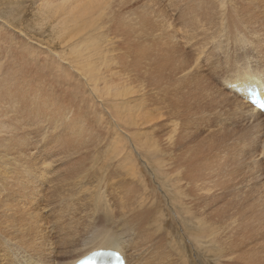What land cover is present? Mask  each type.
I'll use <instances>...</instances> for the list:
<instances>
[{"label": "rangeland", "instance_id": "374dc122", "mask_svg": "<svg viewBox=\"0 0 264 264\" xmlns=\"http://www.w3.org/2000/svg\"><path fill=\"white\" fill-rule=\"evenodd\" d=\"M14 1H16V0H0V77L4 73V71L5 72L6 71H9V72L14 71L10 67V65L18 68V66L14 63L16 61L15 60L16 58H14V52L13 51H18V53L27 51L25 49L26 48L25 45H27V46L33 45V47H36L38 44H40L37 46L39 48H41V46L48 48L47 46L50 45L49 48L51 50H53V51L55 50L56 53L60 52V54H64V51H62L63 50V48H62L63 44L62 43H66V42H63L64 41L63 39H65V41H68V40H70L71 37H73V39L76 41L84 38V43L87 40L90 42L91 45H93L95 47L96 46L102 47L104 51H105V49H109L108 47L113 46L115 43L118 44L119 46L122 45L123 43H125V41L127 42V39L123 38L125 36L123 34H120L118 37L114 36L112 34L113 21L111 20L112 17L115 15L114 14L115 12L117 14L122 13L127 18V21L135 27L137 36L144 38V40H146L148 45H149V42H151L153 44V42H159V41L164 40V37L166 36V35H164L165 31L166 32L171 31V33L174 35V40H175L176 44H178V46L181 49L179 55H182L183 52H186V54H187V56H186L187 65L184 67L183 71H184V74L190 78V81H189V83H187L188 85H186V86H188V91H189V92L187 91V93L190 94V96H189L190 97V105L193 106V109H191V110L194 113L192 114V118L189 119L190 126H189V130H188V128H185L184 126H182L183 120H179V118H181V117H179L177 114H180V112H177L176 109H174V108L172 109L169 107L165 108L166 106L164 107V104H163L164 101L162 100V93L164 90H165L164 92L167 91L166 89L169 87L167 83L165 84V86H163V85L161 86L160 92H158L159 89L157 91L156 89H153V88L151 89L147 86H144V89H143V86L141 84H139V81L137 80L138 79L137 78V71L142 72L141 66H144V64H146V60L149 61L148 56H143V59H145V60L142 59L143 62L145 61L143 65H141L142 62L137 64L138 67H140V68H138L140 70L139 71L134 66V60H133L134 58L133 59L127 58V60L125 58V60L123 62L122 61H119L121 63L117 62L118 61L117 57L120 54H121L120 56H124V54H123L124 52H121V53L117 52V54H116V52H114V53L111 52L110 55H108L107 53L102 52V49L100 48V51L102 53H104V55H106L105 56L106 59L109 56L111 57V59L109 57V59H107V60L108 61L110 60L109 63L112 64V71L111 72L113 74H115L114 77L111 74V72H109V73L112 76H108L107 74H109V73L103 74L101 72L100 76H99V79H101V81H99L100 86L97 88V90H94L93 87H92V89L89 87L90 88L89 89L88 86L86 85L85 81H83V79H81L82 76L86 77V76H88V74L85 76V73L79 74L75 71H72V72H74V75L77 78L76 79L72 78L73 81H71V82H70V78L72 76L68 77L69 79L65 78L66 79V85H63L62 87L58 86L63 91L57 90L60 94H62L65 97H68V99H70V101H71V103H70V101L68 100V103H69L68 104L66 99H63V96L61 98L62 101H59V106L65 107L67 104L66 107L68 109V112H70V114L68 115V118H74L71 116L75 115L78 118V120H83V121L85 120V122L89 123V125H88L89 131H87V135L91 136V138L88 139L86 142H84L82 145L84 150L85 149L86 150L84 151L80 145L78 146V151L82 152V153H79L81 155V157L82 158L86 157L84 162H83L85 165L83 163L79 164L78 158H81L80 155H73V152L71 151V149L75 150V148L73 147L74 142L70 146H67V148H69L67 151L65 149V146L63 145V143L59 141L57 135L61 134L60 133L61 127L59 129L57 128V129L53 130L49 127L48 123H44L45 121H52L51 119H53V118L51 115L47 114L46 116L48 119H46V120L28 119L25 116H23L22 114H19L17 116H13L16 114V111H20L22 109L21 108L22 105H19V103H16V104L14 103L13 105H14V107L15 106L16 107L14 109V107L12 105V107H13L12 110H14V112L12 113L13 114L12 116L17 118L16 119L17 123H19V124H17V127L19 128V132H20V138L18 140H14V141H17V142L19 141L20 144L11 146L12 147L11 149L13 151H11L7 147H3L2 145H0V147L2 146L0 148V150L2 149V151H0V152L3 153V154L0 153V156H2V157H0V162H2V163H0V178L2 179V180L0 179V185H1V187L3 186L2 188L4 189V190L2 189L3 190L2 191L1 187H0V191H1L0 192V201L3 199L4 200L3 203H5V201H6V203L10 204V202L13 200L12 201L13 205H14V202H16L15 203L16 205H18V203L21 204V202H22V204H24L26 202V199H23L21 197V194H20L21 190L19 191L13 185H12V187L14 188L13 189L14 192H12L10 195V196H12V195L13 196L12 197H10V196L6 197L8 195V187H7V184H5V182H4L3 176H6L7 179H9V180H11L13 178L12 184L15 181L21 183L22 189H24V190L26 189L27 191L35 189V187L37 186L36 190L34 191V194H33L34 195L33 197L35 198V205L32 206L34 214L31 215L32 217L31 216L29 217V219H28L29 224L30 223H31V225L33 223L36 224V222L38 221L37 224H40L39 228L41 230L44 229L46 232H48V234L50 233L49 234V236H50L49 241L52 240L50 242L54 246L62 245V243H65V242H71V247H73V246L75 247L76 245H79L80 243L82 244L84 241H88L90 239H91L90 241H92V240L94 241V239L96 238V235H97V231L100 230L99 228H101V227H98V230H97V227H96V230H95V226L93 227V225H91L90 219H88V217H87L88 211L91 208L93 209L94 205L97 209L102 210L104 212L110 211L112 218H114V219L117 218L116 220H118V221L113 223L115 225L116 223L118 224L120 222L119 216L122 212H123V214H125L127 211L126 216L131 215L130 214L131 211L129 210L128 206L131 205L130 208L134 209L135 201H139V199L140 200L141 199H146V200L151 199L149 201H154L155 203L160 204V206L162 208V212H163V214H165V220L168 221L167 225H165V227H164V230L167 233L165 236L167 238V239H165V241H166L165 244L167 247L166 251H165V256L170 255L171 258L170 257L167 258L166 259L167 261L160 259L161 262L159 264H161V263L164 264L165 262L168 264H174V263L175 264H183V263L184 264H204L206 261H207V264H209V263H211V264H228V263H225V261H227V260H228L227 262H229L230 264H232V263L234 264L235 261H234V259H232V257L224 258L225 259V261H224V260H222V257L218 256L219 255L218 252L222 248V240L226 239V238L221 236V235L224 236L223 232H220V234H216L215 242H214V244H212V247H210V249H212L211 252H213L212 254L210 252L211 261L208 258L203 257V256L198 254V252H204V251H205L204 253L207 254V251H208L207 246L208 245L207 246L205 244H202L200 246L198 245L199 248H197L198 246H197L196 240L199 237L198 234H201L203 232L200 231L199 233H196V232H194L195 228L193 229V226H196V224H195V223H197L196 220H198V214L196 213L197 210L195 209V213H196L195 215H194V213L192 214L190 212L192 210H193L192 212H194V208L196 205V204L194 205V202H193L194 198L190 195H187L185 193V191H184V194L183 193L179 194L178 190L172 186V183L170 181H168L167 176L163 175L161 170L157 171L153 168V166L150 164V162L147 159L145 154H147V155L151 154V152H150L151 150L147 149L148 146L146 148V144L147 143L149 144L151 141H155L154 140L155 138H156V140L164 138L166 144L168 143L169 139L172 136L177 135V138H179L182 136V134L187 136L189 138V141H196V140L198 141V140H202V139L205 141L207 140L206 141L207 142L206 147L209 146V148L211 149L210 154L213 152L211 154L212 157H214L215 159H216V157L219 158L218 163H217L219 170L216 173L214 171V168L212 170L214 171L215 176L217 174L216 178L218 179V181L221 180L220 177H222V176L224 177L223 178L224 181L222 180L223 181V183H222L223 189H221L222 192L220 194L223 197L218 196L220 190L215 192L216 193L215 196H217V197H215V200H218L222 205H219V203H217L218 204L217 205L216 201H215L214 210H216L215 212H217V213H224L226 215L221 214L222 217H220V218H222V219H218L217 221L220 222V220L222 221L224 219L226 221L230 220V222H228V224H227V222H225L226 225L228 226L229 223H231L233 225V227H235L236 222H235V220L233 222L232 219L235 216V219L237 221L238 217H236V216L242 210L246 211L249 214L250 213L249 212L250 211L249 206L255 211V213L257 215L261 216V214L264 213V210H262V209H264V206H263L264 205V198H260L261 193H262V197L264 195V193H263L264 192V185H263L264 184V181H263L264 180V112L260 113L263 115L261 118H257L254 116H246V117H244L245 119L243 118L240 121L237 120V122H235V124L238 126H236L233 122L230 121V119H229L230 117H228L229 114L232 113L231 112L232 110H230V108H228L225 104H223V102H224L223 99H225L226 97L224 98L223 97L224 94H222V93H221L222 96H220V93L218 92L219 89L221 90V88L223 86L226 87V85H227L229 88V85H231L230 83L232 82L230 79L235 77L237 72L245 73L246 68H248L247 66H249L251 68H257V67H260L261 65H264V61L262 59H259L257 56L259 53H253L252 50L248 51V49L246 50V53H244V54L242 52H238L239 47H237V43H236L238 36H241L242 34H244V31H246V30L249 31L248 23L244 22V20L247 21L248 16L246 17L245 12L243 13L244 10L242 11V10H240V8L235 9L236 7H238V5L240 7V4H241L240 0H238V1L237 0L236 1L235 0H229L230 2L228 0H215V1L214 0H212V1L211 0H196L195 3H193V4H189V1L186 2L183 0H157L158 3L155 0H150V1L149 0H139V1L138 0H69L68 1V6H69L68 16H66V18L63 17V18L58 20V22L65 23V25L68 26V28L66 29V31L64 33L61 32L60 30H56V33H54V34H51V27H47L44 30L45 33L41 29L42 27H44V25L42 26V24L45 23L42 20L43 17H40L41 12L39 11V8H40L41 1H38L37 4H35L36 3L35 0H24L22 6L18 5ZM151 1H155V3H156V9H155L157 11V16H156V22H157L156 26L157 27H156V29H153V27H152L153 26L152 22L155 20L154 18H151V22H145L144 20L139 19L142 16H138V18L135 17L136 12H140V13L143 12L144 14L149 12L150 11L149 5H150ZM231 1L234 2V4H232ZM244 1L242 3L243 7H245L248 3L249 4L251 3L253 5V2H254L253 6H254V8H256L255 13L256 14L259 13L257 15H259V16L261 15L262 17L261 16L260 17L264 21V11H262V10H264L263 9L264 8V5H263L264 0H256V1H260V2H256L255 0L254 1L253 0H247V2L249 1L248 3L246 1L245 2ZM174 2H175V4H174ZM227 2L229 5L227 4ZM260 3H262V4H260ZM56 5H60V4H56ZM261 5H262V7H261ZM198 6H200V7H198ZM219 6H222L223 9L221 10V8ZM78 7L80 9H83L84 11H86L85 16L79 20L73 19L72 18L73 16L69 15L72 11H74V13H75ZM151 7H153V4H151ZM230 8H231V10H229ZM259 8H260V11H259ZM186 9L189 11L186 12ZM210 9H212V10H210ZM200 10H202V11H200ZM222 11H223V13H222ZM21 12H23V13L21 14ZM235 12H237V13H235ZM238 12H239V14H238ZM216 14H217V16H216ZM235 14H238V15L236 16ZM209 15L212 17H210ZM227 16H228V18H227ZM220 17H222V18H220ZM196 18H197V20H195ZM223 19H224V21H223ZM227 20H228V22L231 23V25H230V23L227 22ZM242 20H243L244 24L242 23ZM197 21H198V23H197ZM202 21H203V23H202ZM235 21H237V22L235 23ZM208 22H209V24H208ZM171 24L173 25L174 30H171V28L169 27ZM85 25L87 26V28L85 27ZM238 27H239V29H238ZM16 28H17V30H16ZM244 28H246V29L244 30ZM76 29L79 30V33H77ZM223 29L225 31L226 30L227 31L225 32V31H223ZM210 31H212V32L210 33ZM213 32L215 35L212 34ZM209 33L211 34V37L209 36ZM216 33H217V35H216ZM57 34H59V36ZM201 35H203V36H201ZM212 35H214L213 39H212V37H213ZM106 36H108V38ZM103 37H106V38H103ZM114 37H116L117 40H112V39H115ZM56 38H57V40H56ZM52 39H54V41H52ZM98 39H99V41H98ZM107 39H108V41H107ZM122 39L125 41H123ZM218 39H219V41H218ZM202 40H203V42H202ZM208 41H210L211 43H207ZM38 42H41V43H38ZM53 42H55V43L57 42V44H60V47H58V48L53 47V45H52V44H54ZM121 42H123V43H121ZM204 42H206V43H204ZM222 43H223V45H225L226 48L222 45ZM157 44L161 45L163 43L161 42V43H157ZM209 44H213L214 47L212 45L210 46ZM214 44L215 45L217 44V45L215 46ZM188 46H190V47H188ZM204 47L206 50L203 49ZM206 47L207 48L209 47L208 48L209 50ZM216 47H219L218 48L219 51L216 49ZM200 48H201V50H200ZM210 48H213V49H210ZM11 50H12V52H11ZM43 51H46V50L43 49ZM199 51H200V53H199ZM214 52L216 55L214 54ZM43 53H45V52H43ZM155 53L159 54L160 50L158 51V49H156ZM27 54L30 56V53H27ZM36 55H38V54H36ZM43 55L45 56V54H43ZM176 55H178V54H176ZM206 55L209 56V58ZM252 55H254L255 57ZM44 56H43V58H44ZM112 56H114V57L112 58ZM115 56H117L116 57L117 60L114 59ZM210 56H211V59H210ZM28 58L30 60L33 59L31 56ZM43 58H40V57L35 58L39 62V63L37 62L38 65L41 66L40 62ZM212 58H213V60H212ZM131 59H132V61H131ZM256 59L258 60V62ZM111 60H112V62L116 61V64L112 63ZM211 60L213 61V63L211 62ZM88 61H90V60L85 59L84 63L85 62L87 63ZM129 61H130V63H129ZM248 61H250V62H248ZM7 62L10 63V65H9L10 68L8 67ZM123 63H124V65H123ZM131 63H133V64H131ZM256 64H257V67H256ZM119 65H120V67H119ZM43 67L46 68L45 66H43ZM8 68H9V70H7ZM84 69H86V68H84ZM185 70H186V72H185ZM69 71H70V73H72L71 70H69ZM115 71L117 74L115 73ZM119 71H120V74H118ZM205 72H206V74H205ZM201 74L205 75V76H203L204 78H202ZM72 75H73V73H72ZM123 75H125V76L123 77ZM101 76H102V78H101ZM105 76L107 79L105 78ZM107 76L109 78L113 77L112 78L113 80L111 78L109 79ZM180 76L181 75L179 73L171 74L172 81H174V83H176L179 80ZM196 77H197V79H196ZM103 78L106 80H104ZM126 78H128V80ZM79 79H80V81H78ZM209 79H211L212 81L211 80H210L211 82L207 81ZM110 80H112V82ZM123 80H126L125 82H128V84H126V86L128 87V90H131V88L134 89L135 87H137L138 89L136 88L133 90L135 92L133 95L130 93L127 97H115V96H119V95L114 96V93L117 94V92H118V90L115 91V89L118 87V86H116V84L120 85L121 82H124ZM200 80H201L202 84L200 83ZM109 81L111 82L110 84L116 82L115 84H113V86H116V88H114V87L110 88L109 87L110 84H108ZM130 81H133V82H131V84H130ZM49 83L50 82H45L43 84V87ZM105 83H107V85H104ZM132 83H133V85H132ZM129 84L132 87L128 86ZM202 85L204 87L201 89ZM207 85H209V86H207ZM213 85H214V87H213ZM43 87L40 86L39 88H43ZM174 87H176V86H174ZM192 87H194V88H192ZM211 87L213 88V90L215 89V91L212 92V89L210 90ZM196 88H199V90L200 89L201 90L197 91L198 89H196ZM177 89L178 88L176 87L175 90H177ZM151 90H153V91H151ZM209 90L211 92H209ZM223 90H226V89H223ZM94 91H95V93H94ZM139 91H141V92H139ZM178 91H179L178 93L182 94V92H184L185 89H178ZM169 92H171V91H169ZM210 93L212 94V96L210 95ZM217 93H218V95H217ZM153 95L156 96V99H155L156 104L155 103L150 104L151 100L154 97ZM176 95L177 94H175V96ZM215 95H217L218 98H216ZM202 96H205L206 98H208L209 96H210L209 98L215 97L213 102L217 103L216 99H218V101H219L218 102L219 104H217L218 106L217 105L215 106L214 105L215 103H213V102H211V105H210V103H207V105H205L204 103H202ZM219 96L222 98H219ZM134 97H136L135 100H134ZM139 97H141V98H139ZM199 97L201 99H199ZM219 99H221V100H219ZM207 100H209V99H207ZM21 101H22V99H21ZM231 102H232V106H233L234 101L232 100ZM220 103H221V105L223 104V106H221V108H219ZM133 104H134V106H133ZM136 105L143 110V113H145V116H148V114H149L148 118L152 122H148V124H142V122H140V123L138 122L139 119L137 118L136 119V125L137 126H135L134 124H133V126H130V125L128 126L126 124L127 121L134 118L133 117L134 116L133 111H134V109H135L134 107ZM213 105H214V107H213ZM17 107H18V109H17ZM215 107L217 108V111H216ZM222 107H224L225 109L228 108L227 111L230 110L231 113L229 111H228L229 113L227 111H224L225 109ZM145 108H147V109H145ZM123 109H125V110H123ZM148 109L150 111L146 112ZM213 109H215V110H213ZM135 110H138V109H135ZM153 110H155L157 112H155ZM220 110H222V111H220ZM196 111L198 112V114ZM21 112H24V111L22 110ZM227 118L229 120H227ZM6 119H9V118H6ZM154 119H155V121H154ZM221 119L222 120L225 119L224 122ZM228 122H230V123H228ZM258 124H259V126H257ZM19 125H21L20 127H22V128H20ZM142 125H143V127H142ZM158 126H162L164 128V130L159 131ZM237 127H238V129H235ZM240 127L241 128L244 127V129L242 128V130H240L241 129ZM142 130H144L143 131L144 133L142 132ZM220 130H221V132H219ZM236 130H237V132H236ZM80 131H82V130L80 129ZM194 131L197 134H195ZM255 131L257 133H255ZM133 132H135V133H133ZM187 132H188V134L186 135ZM190 132H191V134H190ZM24 133H25V135H24ZM240 133H243L244 136H243V134H240ZM246 133L248 136V137L247 136L246 137L249 138L248 140H246L247 138L244 139ZM134 134L135 135L137 134L136 138H135ZM40 136H42V138H40ZM207 137H208V139H207ZM138 138H139V140H137ZM49 140H51V141H49ZM177 140L178 139H176V138H171V142L173 143L172 146H174L175 148L182 147L183 149H190V148H188V146L191 143H185V142L177 143ZM211 140L214 142H212ZM137 141L138 142L140 141L139 142L140 144ZM235 141H237L236 144H234ZM27 142H28V144H27ZM35 142H36V145H35ZM238 142L241 143V144H239V147L237 146ZM260 142H262V143H260ZM214 143H215V146H214ZM144 144H145V146H144ZM249 144H250V146H249ZM33 145L35 147H33ZM226 145H230L232 149L228 148L230 146L226 147ZM233 145H235V146H233ZM88 146H89V148H88ZM57 149H59V151ZM122 149H124V150H122ZM213 149L215 150V152ZM29 150H30V152H29ZM75 151L78 152L77 150H75ZM224 151H226L227 153ZM245 151L249 155L247 153H246L247 154L246 155L244 153ZM15 152H17V153L15 154ZM27 152H29V153H27ZM32 152L35 154L38 153L37 155H39V157H40L39 159L41 161L47 162L46 166L44 164L45 162L43 163L39 159L33 160L32 158H28L27 154H30ZM234 152H235V154H234ZM86 153H88L89 155ZM131 153H133V154H131ZM222 153L223 154L226 153L227 155L226 154L223 155ZM238 153L241 155H239ZM82 154H84V155H82ZM128 154H130L129 156L132 155L133 158L129 159V156H127ZM219 154H220V157H219ZM5 155H7V156H5ZM87 155H88V157H87ZM245 155L247 156V159H249L247 161H250V159L251 160L253 159L254 163L251 161H250V163L249 162L246 163L245 162L246 161ZM22 157H23V159H22ZM4 158H6L7 161H3ZM16 158L18 161L16 160ZM54 158H55V162H54ZM224 158L225 159L228 158L230 161L227 159V162H226L225 160H223ZM132 159H134V160H132ZM19 160H20V162H19ZM58 160H63V161L58 162ZM95 160H96V162H95ZM241 160H242V162H244V164L241 162ZM38 161H39V163H38ZM48 161H49V163H48ZM219 161H220V163H219ZM223 161L227 163V164L225 163L226 167H225ZM23 162H26V164ZM62 162H63V164H62ZM228 162H231V163L229 164ZM55 163L57 164V166L55 165ZM69 163H71V164H69ZM233 163L236 166L238 165L237 169L235 168L234 170H232L233 167H236ZM231 164H232V166L233 165L234 166L232 168H229V167H231ZM20 165H23V166H20ZM47 165H49L50 167ZM60 165H61V167H59ZM78 165H79V169H78ZM17 166H18V168H17ZM30 166H31V168H30ZM169 166H168V168H169ZM221 166H223L224 169ZM244 166H246L245 168L248 171L246 169L242 168ZM1 167H5L6 169L1 170ZM65 167H66V169H65ZM71 167L74 169H71ZM81 167H83V169ZM15 168H16V170H15ZM39 168H40V170L45 169L43 171V175L46 176V174H47V176H46L47 180H48L47 182H45L40 177V174H42V173L36 171L37 169L39 170ZM49 168H51V170ZM249 168H251L252 170ZM30 169L31 170L33 169V172ZM59 170H61V171H59ZM74 170H76L77 172L74 173L73 172ZM231 170H232V172L233 171L234 172L232 173ZM241 170H242V172H244V174L241 172ZM249 170H251V171H249ZM34 171H36V172H34ZM53 171H54V173H53ZM226 171L227 172L230 171L229 174ZM79 172H81V173H79ZM167 172H168V174H170L169 171H167ZM238 173H239V177H238ZM52 174H54V175H52ZM76 174H77V177L74 176ZM59 175H61V176H59ZM232 175H234V176H232ZM53 176L55 178V182L57 181L56 183L53 182L54 181V178H52ZM235 176H237V177H235ZM236 178L240 180L239 181L240 183L242 181L241 179H243V182L245 181L246 185L247 186L249 185V186L247 187L245 184H243V182L241 183V185H239L240 183L238 182V180L236 181ZM49 179H51V180H49ZM165 179H167V180H165ZM217 179H215V180H217ZM256 180H258L262 184H259ZM49 181L50 182L52 181L51 184H52L53 189L52 188L50 189L51 186L50 187L48 186L50 184ZM44 183L45 184L49 183V184L47 186L39 187L41 184H44ZM62 183H64L65 185H68V186H65ZM53 184H54V186H53ZM79 184H81V185L79 186ZM233 184L235 186L232 187ZM55 186H57V187L61 186V187L57 188ZM63 186H64V189H63ZM75 186H77V187H75ZM88 186H90V188ZM238 186H241L242 190H240V188ZM47 188L50 189L49 192L47 191ZM61 188L63 189L64 193L62 192ZM65 189H67V191ZM70 189H71V192H70ZM129 189H131V191ZM216 189H217V186H216ZM232 189H234L235 191ZM245 189H246V191H245ZM249 189H252V190H249ZM122 190H123V192H122ZM224 191H225V193L223 195ZM231 191H234V193H232ZM32 192H33V190H32ZM52 192H54V193H52ZM86 192H87V194H86ZM254 192H256V193H254ZM258 192L259 193L261 192L260 195ZM59 193H61V194H59ZM1 194H3V195H1ZM46 194H47V196H46ZM228 194H229V196L227 197ZM232 194L233 195L235 194V196H233ZM236 194H240L241 196L240 195L236 196ZM254 194H256V195H254ZM145 195H147V196H145ZM2 196H4V197H2ZM184 196H186V197H184ZM99 197H100V199H99ZM6 198H9V199H6ZM78 198L81 200H79ZM180 198H182V199H180ZM53 199H54V201H53ZM92 199H93V201H92ZM50 200H52L53 202H51ZM85 200H87V201L85 202ZM245 200H247V202ZM115 201H117V202H115ZM256 201H258V202H256ZM259 201H260V204H259ZM46 202H48V203H46ZM222 202L223 203L225 202L224 203L225 205ZM232 202L235 205H233ZM261 202H263V203H261ZM99 203H101V204H99ZM48 204H50V205H48ZM215 204L217 206H215ZM13 205H11V206H13ZM86 205H88V206H86ZM119 205H124L125 207H122ZM218 206H220L219 209H218ZM227 207H229V208H227ZM121 208H123L124 210L121 211ZM221 208H225L226 210L223 211L224 209L221 210ZM94 209H93V211H94ZM232 209L234 212L232 211ZM4 210H6V212L12 211L11 209L7 210L6 208H4ZM111 210H114V212ZM259 210H262V211H259ZM221 211H223V212H221ZM229 211H231V212H229ZM37 212H38V214H37ZM59 212H60V214H59ZM84 212H86V213H84ZM115 212L118 216H116L114 214ZM181 212L187 215L186 218H185V215L182 214ZM226 212H229L228 215ZM0 213H1V211H0ZM188 213L189 214L191 213L190 215L191 216L194 215V217L197 219L195 220L194 218H192L193 217L192 216V217H190L191 220H189V214ZM231 213H232L231 216H233V218H231L229 216V214H231ZM235 213H237V214L234 215ZM113 216H116V218ZM223 216H226V217L228 216V220L226 218H223ZM6 218L7 219H4L5 221H3V222H6L5 224L3 222H1V220H0V225L2 223V226H0V232L3 229V232L0 233V255L3 252L9 253L8 248H12L16 245L15 243L21 242L22 235L25 234L22 230L23 224L21 226L17 225L20 223V222L18 223L19 220H17L14 223V224L17 223L16 225L11 223V225H12L11 226L10 220L8 219V217H6ZM90 218H91V216H90ZM181 218L187 219L188 221H186V220L184 221V219L182 220ZM87 219H88V221H87ZM117 224H116V227H117ZM4 225H6V226H4ZM219 225H223V224L220 223V224L216 225V228H219ZM226 225L225 226L223 225V228H221V229H226ZM20 227H22V228L20 229ZM70 227L74 228V229H71ZM116 227L115 228L110 227V229H114V231H115ZM14 228H16V230ZM85 229H87V231H85ZM17 230L18 231L20 230L22 232V234L20 231L18 232ZM69 230H71V231H69ZM228 230H229V233H228ZM4 231L8 232V235ZM88 231H92V232L90 233ZM225 231L228 234H232V233L236 232V231L232 232V229H227ZM9 232H11L12 235ZM17 232H18V235L21 236V238L19 236H18V238L14 237V236H17ZM86 232H87V235H86ZM2 233H4V235ZM89 234L90 235L93 234V236H89ZM1 235H3V236H1ZM5 235H7V237ZM197 235H198V237L196 239ZM217 235H218L219 241L216 239ZM87 236H89V237H87ZM2 237H4L3 240L1 239ZM12 237H13V239H12ZM75 239H77V240H75ZM4 240H5V242H4ZM22 242H24V239L22 240ZM203 245H205V246H203ZM174 246L175 247L177 246L180 249V255L177 257L172 256V254L174 255V252L172 250V248ZM166 252H168L170 254L168 255V253H166ZM216 253H217V256H216ZM214 255H215V257H214ZM158 260L157 261L155 260V264H158ZM168 260H170V261H168ZM177 261L179 263H177ZM0 262H2V261L0 260ZM150 264H154V262L150 263Z\"/></svg>", "mask_w": 264, "mask_h": 264}, {"label": "bare ground", "instance_id": "6f19581e", "mask_svg": "<svg viewBox=\"0 0 264 264\" xmlns=\"http://www.w3.org/2000/svg\"><path fill=\"white\" fill-rule=\"evenodd\" d=\"M37 4L38 1H41L40 3V8L39 11L40 13V17H43L42 20L45 22L44 24H42V26L44 25V27H42V31H44L47 27H51V34L56 33V30H60L61 32H65L66 29L68 28V26L65 25V23L62 22H58L59 19L68 16V1L69 0H35ZM139 1V0H138ZM150 1V0H149ZM157 2V0H155ZM155 1H151L149 8L150 11L147 13H140V12H136L135 13V17L138 18V16H142L139 19L144 20L145 22H151V18H154L155 20L152 22L153 24V29H156V16H157V11L156 9V3ZM183 1H189V4H193L195 3L196 0H183ZM212 1V0H211ZM215 1V0H214ZM229 1V0H228ZM236 1V0H235ZM238 1V0H237ZM244 0H240L241 4L240 7L238 5V7H236L235 9H239L240 10H244L243 13L245 12L246 17L248 16L247 22L248 23V28L249 31L246 30L244 31V34H242L241 36H238L237 39V47L238 48V52H242L243 54L246 53V50H252L253 53H259L257 56L259 59H262L264 61V21L261 19V17L257 14L259 13H255L256 8H254V2L253 5L247 2V0H245L248 4L243 7L242 3ZM244 1V2H245ZM254 1V0H253ZM256 1V0H255ZM16 2L18 5L22 6L24 0H16L14 1ZM173 2V1H172ZM198 2V1H197ZM206 2V1H205ZM224 2V1H223ZM230 2V1H229ZM232 2V1H231ZM256 2H260V1H256ZM255 2V3H256ZM149 3V2H148ZM158 3V2H157ZM177 3V2H176ZM181 3V2H180ZM184 3V2H183ZM204 3V2H203ZM208 3V2H207ZM238 3V2H237ZM263 3V2H262ZM260 3V4H262ZM56 4H60V5H56ZM146 4V3H145ZM151 4H153V7H151ZM175 4V2H174ZM197 4V3H196ZM216 4V3H215ZM214 4V5H215ZM228 4V2H227ZM232 4H234V2H232ZM258 4V3H257ZM178 5V4H177ZM195 5V4H194ZM202 5V4H201ZM210 5V4H209ZM229 5V4H228ZM259 5V4H258ZM257 5V6H258ZM264 5V4H263ZM184 6V5H183ZM193 6V5H192ZM226 6V5H225ZM237 6V5H236ZM148 7V6H147ZM197 7V6H196ZM195 7V8H196ZM200 7V6H198ZM209 7V6H208ZM221 8V10L223 9L222 6H219ZM262 7V5H261ZM260 7V8H261ZM189 8V7H188ZM187 8V9H188ZM192 8V7H191ZM194 8V7H193ZM212 8V7H211ZM228 8V7H227ZM232 8V7H231ZM231 8L229 10H231ZM259 8V11H260ZM180 9V8H179ZM186 9V12L189 11ZM190 9V8H189ZM213 9V8H212ZM210 9V10H212ZM264 9V8H263ZM44 10V11H43ZM214 10V9H213ZM219 10V9H218ZM225 10V9H224ZM228 10V11H229ZM262 10V9H261ZM184 11V10H183ZM202 11V10H200ZM208 11V10H207ZM216 11V10H215ZM239 11V10H238ZM241 11V12H242ZM264 11V10H262ZM86 11H84L83 9H80L79 7L77 8L76 12L74 13V11H72L69 15L73 16V19H81L85 16ZM194 12V11H193ZM211 12V11H210ZM221 12V11H220ZM23 12H21L22 14ZM192 13V12H191ZM223 13V11H222ZM234 13V12H233ZM237 13V12H235ZM115 15L112 17V21H113V27H112V34L114 36H119L120 34L125 35L123 38L127 39V42L125 40V43H123L122 45H118V44H114L113 46L108 47L109 49H105V51L103 50L102 47L100 46H93L90 44L89 41L86 40V42L84 43V38L83 39H79V40H74L73 37L70 38V40L65 41V39H63V42L66 43H62L63 44V50L64 54H60L56 53L55 50H51L49 48V46L46 47H42L39 48L37 47H33V45H25L26 46V50L24 52L18 53V51H13L14 52V58H16L15 60V64L18 66V68H15L10 65L9 62H7L8 67L10 65V67L14 70L12 71H4V73L1 75L0 77V145H2L3 147H7L9 148L11 151H13L11 148V146L13 145H18L20 144V142L18 141H14V140H18L20 138V132H19V128L17 127V118L13 117V116H17L19 114H22L23 116H25L28 119H38V120H46L47 118V114L51 115L52 121H45L44 123H48L49 127L51 129H59L60 127V133L58 136V139L60 142L63 143V145L65 146V149L68 151L69 148H67V146H70L73 142V147L75 148V150L78 151V146L80 145L82 147L83 143L86 142L88 139L91 138V136L87 135V131H89V123L85 122V120H78V118L73 115L71 117L74 118H68V115L70 114V112H68L67 109V104L65 107L63 106H59V101H62V94H60L58 91H63L62 89H60L58 86H63L66 85V79L70 78V82L73 81L72 78H77L74 75L75 71L79 74L81 73H85V76L88 74V76L84 77L82 76L81 79H83V81H85L86 85L88 86V88L90 87L94 90H97V88L100 86V82L101 79H99L100 73L102 72L103 74H107L109 72L112 71V64L109 63V61L107 59H109V57L106 59L104 55L105 52L108 55H110V53H114L116 52H124V56H115V60L118 59L117 62L119 61H124L125 58L127 60V58H134V66L138 69L140 67H138L137 64L141 63V65L144 64V62L142 61L143 56H148L149 61L146 60V64H144V66H141V70L142 72H138L137 71V80L139 81V84H141L143 86H147L149 88H153L156 89L158 92L161 91V86H165V84H168V88L166 89L167 91L162 93V100L164 101V107L167 108H174L176 109L177 112H180V114H177L179 117V120H183L182 122V126H184L185 128H188L189 130V126H190V122L189 119L192 118V114L194 112H192L191 109H193V106L190 105V94L187 93L188 91V85L187 83H189L190 78L184 74V67L187 65V54L186 52H183L182 55H179L180 53V47L178 46V44H176L175 40H174V35L170 32H166V35L164 37V40L159 41V42H153V44L151 42L148 43L146 42V40H144V38L137 36L136 34V29L135 27L130 24L127 21V18L124 16V14L122 13H114ZM226 14V13H225ZM239 14V12H238ZM238 14H235L236 16ZM241 14V13H240ZM263 14V13H262ZM197 15V14H196ZM230 15V14H229ZM228 15V16H229ZM232 15V14H231ZM234 15V16H235ZM242 15V14H241ZM199 16V15H198ZM210 16V15H209ZM208 16V17H209ZM217 16V14H216ZM223 16V15H222ZM226 16V15H225ZM227 16V18H228ZM2 17V16H1ZM159 17V16H158ZM212 17V16H210ZM224 17V16H223ZM243 17V16H242ZM198 18V17H197ZM197 18L195 20H197ZM222 18V17H220ZM232 18V17H231ZM230 18V19H231ZM239 18V17H238ZM244 18V17H243ZM2 19V18H1ZM206 19V18H205ZM214 19V18H213ZM212 20V19H211ZM226 20V19H225ZM242 20V23H243ZM161 21V20H160ZM204 21V20H203ZM202 21V23H203ZM209 21V20H208ZM224 21V19H223ZM231 21V20H230ZM171 22V21H170ZM185 22V21H184ZM196 22V21H195ZM228 22V20H227ZM237 21H235L236 23ZM239 22V21H238ZM198 23V21H197ZM200 23V22H199ZM230 23V22H228ZM241 23V22H240ZM170 24V23H169ZM190 24V23H189ZM192 24V23H191ZM209 24V22H208ZM226 24V23H225ZM244 24V23H243ZM231 25V23H230ZM241 25V24H240ZM203 26V25H202ZM229 26V25H228ZM85 27L87 28V26L85 25ZM171 28V30L173 29V25L171 24L169 26ZM187 27V26H186ZM244 27V26H243ZM85 28V29H86ZM190 28V27H189ZM188 28V29H189ZM210 28V27H209ZM220 28V27H219ZM230 28V27H229ZM228 28V29H229ZM242 28V27H241ZM49 29V28H48ZM233 29V28H232ZM239 29V27H238ZM246 28H244L245 30ZM17 30V28H16ZM77 33H79V30L76 29ZM216 31V30H215ZM223 31H225L223 29ZM227 31V30H226ZM225 31V32H226ZM60 32V33H61ZM212 31H210L211 33ZM45 33V31H44ZM62 33V34H63ZM208 33V32H207ZM209 33V36L211 37V34ZM240 33V32H239ZM214 34V32L212 33ZM221 34V33H220ZM19 35V34H18ZM59 36V34H57ZM71 35V34H70ZM189 35V34H188ZM215 35V34H214ZM214 35H212V39L214 38ZM217 35V33H216ZM222 35V34H221ZM232 35V34H231ZM237 35V34H236ZM203 36V35H201ZM200 36V37H201ZM207 36V35H206ZM108 38V36H106ZM103 37V38H106ZM121 37V36H120ZM218 37V36H217ZM227 37V36H226ZM236 37V36H235ZM115 39L112 40H117L116 37H114ZM122 38V37H121ZM216 38V37H215ZM233 38V37H232ZM88 39V38H87ZM199 39V38H198ZM202 39V38H201ZM200 39V40H201ZM221 39V38H220ZM235 39V38H234ZM28 40V39H27ZM57 40V38H56ZM55 40V41H56ZM97 40V39H96ZM223 40V39H222ZM233 40V39H232ZM50 41V40H49ZM52 41H54V39H52ZM91 41V40H90ZM99 41V39H98ZM108 41V39H107ZM145 41V42H144ZM150 41V40H149ZM189 41V40H188ZM206 41V40H205ZM212 41V40H211ZM219 41V39H218ZM163 43V44H157V43ZM203 42V40H202ZM222 42V41H221ZM233 42V41H232ZM41 43V42H38ZM50 43V42H49ZM54 44L53 47L58 48L60 47V44H57V42H53ZM92 43V42H91ZM103 43V42H102ZM112 43V42H111ZM191 43V42H190ZM206 43V42H204ZM207 43H211L210 41H208ZM215 43V42H214ZM217 43V42H216ZM51 44V43H50ZM61 44V45H62ZM101 44V43H100ZM99 44V45H100ZM200 44V43H199ZM229 44V43H228ZM233 44V43H232ZM42 45V44H41ZM202 45V44H201ZM210 46L213 44H209ZM215 45V44H214ZM217 45V44H216ZM215 45V46H216ZM223 45V43H222ZM235 45V44H234ZM35 46V45H34ZM45 46V45H44ZM198 46V45H197ZM225 47V45H223ZM190 47V46H188ZM201 47V46H200ZM214 47V46H213ZM233 47V46H232ZM24 48V47H23ZM61 48V49H62ZM100 48L102 49V52L100 51ZM202 48V47H201ZM200 48V50H201ZM207 48V47H206ZM209 48V47H208ZM207 48V49H208ZM219 47H216V49L219 51L218 49ZM226 48V47H225ZM228 48V47H227ZM43 49H45L46 51H43ZM156 49H158V51L160 50V53L157 54L155 53ZM199 49V48H198ZM204 50L205 47L203 48ZM213 49V48H210ZM215 49V50H216ZM223 49V48H222ZM3 50V49H2ZM17 50V49H16ZM209 50V49H208ZM216 50V51H217ZM4 51V50H3ZM7 51V50H6ZM59 51V50H58ZM211 51V50H210ZM215 51V52H216ZM227 51V50H226ZM12 52V50H11ZM20 52V51H19ZM38 52V53H37ZM45 52V53H43ZM203 52V51H202ZM205 52V51H204ZM207 52V51H206ZM212 52V51H211ZM210 52V53H211ZM214 52V54H215ZM228 52V51H227ZM10 53V52H9ZM27 53H30V56L33 58L32 60H30L28 57H30ZM200 53V51H199ZM251 53V52H250ZM38 54V55H36ZM45 54V56L43 55ZM115 54V55H116ZM178 54V55H176ZM203 54V53H202ZM208 54V53H207ZM96 55V56H95ZM216 55V54H215ZM239 55V54H238ZM6 56V55H5ZM44 56V58H43ZM99 56V57H98ZM207 56V55H206ZM212 56V55H211ZM210 56V59H211ZM240 56V55H239ZM254 56V55H252ZM36 57H40L43 58L40 62L41 66L37 64V60L35 59ZM114 56H112L113 58ZM117 57V59H116ZM202 57V56H201ZM209 58V56H207ZM213 57V56H212ZM241 57V56H240ZM255 57V56H254ZM94 58V59H93ZM214 58V57H213ZM212 58V60H213ZM85 59H89L90 61H88L87 63L85 61ZM93 59V60H92ZM111 59V57H110ZM131 59V61H132ZM191 59V58H190ZM240 59V58H239ZM113 60V59H112ZM111 60V62H112ZM145 60V59H143ZM211 60V62L213 63V61ZM257 60V59H256ZM8 61V60H7ZM140 61V62H139ZM253 61V60H252ZM136 62V63H135ZM250 62V61H248ZM254 62V61H253ZM258 62V60H257ZM39 63V62H38ZM112 63L116 64V61H113ZM121 63V62H119ZM130 63V61H129ZM245 63V62H244ZM83 64V65H82ZM118 64V63H117ZM133 64V63H131ZM193 64V63H192ZM249 64V63H248ZM253 64V63H252ZM259 64V63H258ZM45 66L46 68H44L43 66ZM121 65V64H120ZM119 65V67H120ZM124 65V63H123ZM208 65V64H207ZM226 65V64H225ZM261 65V64H260ZM67 66V67H66ZM116 66V65H115ZM127 66V65H126ZM228 66V65H227ZM2 67V66H1ZM9 67V68H10ZM51 67V68H50ZM123 67V66H122ZM192 67V66H191ZM219 67V66H218ZM248 68H246V72L245 73H241V72H237L235 77L231 78L230 80L232 81L228 86L226 85L223 86V90L221 88V90L219 89V93L220 96H222V94H224V102L223 104H225L228 108H230V110H232L230 112V110H228L231 114H229L228 117H230V121L233 122L235 124V122L242 120L244 117L246 116H254L257 118H261L263 115L260 114L262 113L261 110H258L255 108V105L248 100L247 96L248 93L247 91L249 89L253 90L255 87L259 88L258 90L260 93V96H262V98L264 99V65H261L260 67H256L257 68H251L249 66H247ZM9 68L7 70H9ZM86 68V69H84ZM127 68V67H126ZM133 68V67H132ZM193 68V67H192ZM45 69V70H44ZM47 69V70H46ZM122 69V68H121ZM124 69V68H123ZM190 69V68H189ZM201 69V68H200ZM11 70V69H10ZM73 73H70V71ZM115 70V69H114ZM139 70V69H138ZM118 71V70H117ZM136 71V70H135ZM140 71V70H139ZM203 71V70H202ZM205 71V70H204ZM123 72V71H122ZM186 72V70H185ZM191 72V71H190ZM197 72V71H196ZM93 73V74H92ZM116 73V71H115ZM179 73L181 76L179 78V80L174 83V81H172V77L171 74H177ZM208 73V72H207ZM110 74V73H109ZM108 76H112L114 77L115 74H113L111 72V74ZM117 74V73H116ZM120 74V71L119 73ZM204 74V73H203ZM206 74V72H205ZM70 75V76H69ZM95 75V76H94ZM202 75V74H201ZM107 76V77H108ZM125 75H123L124 77ZM134 76V75H133ZM191 76V75H190ZM194 76V75H193ZM202 75V78H204ZM80 77V76H79ZM88 77V78H87ZM113 77H110L111 79ZM117 77V76H116ZM128 77V76H127ZM135 77V76H134ZM133 77V78H134ZM195 77V76H194ZM102 78V76H101ZM106 78V76H105ZM109 78V77H108ZM109 78V79H110ZM118 78V77H117ZM104 79V78H103ZM107 79V78H106ZM104 79V80H106ZM123 79V78H122ZM128 80V78H126ZM197 79V77H196ZM113 80V79H112ZM112 80H110L112 82ZM131 80V79H130ZM211 79L207 80L209 82ZM80 81V79L78 80ZM108 82V84H110L111 82ZM118 81V80H117ZM124 82H119L120 85L116 84V86H118L116 88V86H113L112 83L110 84V88H116V90H118L117 94L114 93L115 95H119V96H115V97H127L130 93L133 95L135 92L133 91L134 89H136L137 87H135L134 89L131 88V90H128V87L126 86V84H128V82H125L126 80H123ZM238 81V82H237ZM45 82H50L49 84L45 85L43 87V84ZM133 81H130V84ZM77 83V82H76ZM118 83V82H117ZM201 83V80H200ZM199 83V84H200ZM81 84V83H80ZM130 84L128 86H130ZM202 84V83H201ZM205 84V83H204ZM203 84V85H204ZM208 84V83H207ZM213 84V83H212ZM71 85V84H70ZM104 85H107V83H105ZM133 85V83H132ZM198 85V84H197ZM202 85L201 89L204 87ZM40 86H42L43 88H39ZM69 86V85H68ZM67 86V87H68ZM120 86V87H119ZM176 86L178 89H185L184 92L178 93V89H176ZM201 86V85H200ZM199 86V87H200ZM209 86V85H207ZM212 86V85H211ZM2 87V88H1ZM65 87V86H64ZM80 87V86H79ZM132 87V86H130ZM206 87V86H205ZM214 87V85H213ZM39 88V89H38ZM46 88V89H45ZM78 88V87H77ZM89 88V89H90ZM194 88V87H192ZM209 88V87H208ZM105 89V88H104ZM130 89V88H129ZM138 89V88H137ZM148 89V88H147ZM197 91H200L199 88ZM212 89V92L215 91V89L213 90V88L211 87L210 90ZM228 89V90H227ZM58 90V91H57ZM112 90V89H111ZM142 90V89H141ZM149 90V89H148ZM209 90V92H211ZM99 91V90H98ZM106 91V90H105ZM144 91V90H143ZM153 91V90H151ZM150 91V92H151ZM171 91V92H169ZM195 91V90H194ZM114 92V91H113ZM141 92V91H139ZM189 92V91H188ZM95 93V91H94ZM205 93V92H204ZM222 93V94H221ZM105 94V93H104ZM160 94V93H159ZM175 94H177L175 96ZM206 94V93H205ZM150 95V94H149ZM173 95V96H172ZM181 95V96H180ZM210 95L212 96V94L210 93ZM218 95V93H217ZM216 96V98H218ZM93 96V95H92ZM106 96V95H105ZM153 99L151 100L150 104L155 103V99L156 96L153 95ZM193 96V95H192ZM195 96V95H194ZM219 98H222L220 97ZM35 97V98H34ZM133 97V96H132ZM210 97V96H209ZM206 98L205 96H202V103H204L205 105H207V103H210L214 101V98ZM70 98V97H69ZM99 98V97H98ZM129 98V97H128ZM136 97H134L135 100ZM141 98V97H139ZM150 98V97H149ZM22 99V101H21ZM61 99V100H60ZM63 99H66L67 103L68 100L70 101V99H68V97L63 96ZM185 99V100H184ZM199 99H201L199 97ZM209 99V100H207ZM234 101L233 106H232V100ZM129 100V99H128ZM197 100V99H196ZM217 103H215L214 105L216 106L217 104H219L218 99ZM215 100V101H216ZM221 100V99H219ZM231 100V101H230ZM195 101V100H194ZM110 102V101H109ZM140 102V101H139ZM143 102V101H142ZM221 102V101H220ZM19 103V105L21 106V110L20 111H16V114L13 115L12 113L14 112V110H12V108L14 107L13 104ZM21 103V104H20ZM71 103V101H70ZM107 103V102H106ZM69 104V103H68ZM131 104V103H130ZM141 104V103H140ZM148 104V103H147ZM156 104V103H155ZM197 104V103H196ZM223 104L220 106L219 108H221V106H223ZM13 105V107H12ZM142 105V104H141ZM145 105V104H144ZM213 105V107H214ZM224 105V106H225ZM231 105V106H230ZM131 106V105H130ZM134 106V104H133ZM140 106V105H139ZM155 106V105H154ZM218 106V105H217ZM16 107V106H15ZM14 107V109H15ZM19 107V106H18ZM17 107V109H18ZM127 107V106H126ZM149 107V106H148ZM135 110L133 111L134 113V118L130 119L129 121L126 122V124L129 126H133V124L135 126L136 125V119L138 118V122H142V124H148V122H152L151 120H149L148 116H145V113H143V110L138 107L137 105L134 107ZM153 108V107H152ZM216 108V107H215ZM224 108V107H222ZM227 108V109H228ZM83 109V108H82ZM126 109V108H125ZM123 109V110H125ZM147 109V108H145ZM150 109V108H149ZM147 110L146 112L150 111ZM225 109V108H224ZM227 109H225L224 111H227ZM24 112H21V111ZM215 110V109H213ZM219 110V109H218ZM155 111V110H153ZM152 111V112H153ZM172 111V110H171ZM217 111V108H216ZM222 111V110H220ZM227 111V112H228ZM157 112V111H155ZM197 112V111H196ZM228 112V113H229ZM81 113V112H80ZM171 113V112H170ZM224 113V112H223ZM120 114V113H119ZM128 114V113H127ZM198 114V112H197ZM220 114V113H219ZM222 114V113H221ZM13 115V116H12ZM224 115V114H223ZM50 117V116H49ZM117 117V116H116ZM124 117V116H123ZM126 117V116H125ZM220 117V116H219ZM9 118V119H6ZM201 118V117H200ZM224 118V117H223ZM226 118V117H225ZM227 118V120H229ZM245 119V118H244ZM254 119V118H253ZM22 120V119H21ZM222 120V119H221ZM225 120V119H224ZM224 120H222L224 122ZM14 123H13V122ZM131 121V122H130ZM155 121V119H154ZM173 121V120H172ZM246 121V120H245ZM28 122V121H27ZM247 122V121H246ZM41 123V122H40ZM172 123V122H171ZM230 123V122H228ZM43 124V123H42ZM199 124V123H198ZM226 124V123H225ZM238 124V123H237ZM245 124V123H244ZM249 124V123H248ZM33 125V124H32ZM125 125V124H124ZM200 125V124H199ZM207 125V124H206ZM227 125V124H226ZM230 125V124H229ZM228 125V126H229ZM236 125V124H235ZM240 125V124H239ZM21 125H19L20 127ZM23 126V125H22ZM37 126V125H36ZM187 126V127H186ZM201 126V125H200ZM231 126V125H230ZM238 126V125H236ZM259 126V124L257 125ZM143 127V125H142ZM154 127V126H153ZM192 127V126H191ZM198 127V126H197ZM202 127V126H201ZM211 127V126H210ZM248 127V126H247ZM22 128V127H20ZM33 128V127H32ZM174 128V127H173ZM227 128V127H226ZM241 128V127H240ZM244 129V127H242ZM242 128L240 130H242ZM253 128V127H252ZM251 128V129H252ZM80 129L82 131H80ZM91 129V128H90ZM130 129V128H129ZM137 129V128H136ZM155 129V128H154ZM193 129V128H192ZM235 129H238L235 128ZM43 130V129H42ZM158 130H164V128L162 126H158ZM199 130V129H198ZM249 130V129H248ZM48 131V130H47ZM123 131V130H122ZM144 130H142L143 132ZM245 131V130H244ZM257 131V130H256ZM255 131V133H257ZM23 132V131H22ZM45 132V131H44ZM43 132V133H44ZM56 132V131H55ZM148 132V131H147ZM199 132V131H198ZM221 132V130L219 131ZM237 132V130H236ZM242 132V131H241ZM46 133V132H45ZM135 133V132H133ZM144 133V132H143ZM185 133V132H184ZM195 133V131H194ZM203 133V132H202ZM215 133V132H214ZM213 133V134H214ZM244 133V132H243ZM240 133V134H243ZM250 133V132H249ZM248 133V134H249ZM30 134V133H29ZM95 134V133H94ZM188 134V132L186 133V135ZM191 134V132H190ZM197 134V133H195ZM218 134V133H217ZM220 134V133H219ZM245 134V133H244ZM243 134V136H244ZM22 135V134H21ZM25 135V133H24ZM139 135V134H138ZM199 135V134H198ZM212 135V134H211ZM251 135V134H250ZM23 136V135H22ZM88 136V137H87ZM135 138L137 137V134L135 135ZM144 136V135H143ZM142 136V137H143ZM156 136V135H155ZM171 136V135H170ZM203 136V135H202ZM205 136V135H204ZM242 136V135H241ZM240 136V137H241ZM247 133L244 137V139H246L247 137ZM24 137V136H23ZM52 137V136H51ZM87 137V138H86ZM141 137V138H142ZM179 137V136H178ZM193 137V136H192ZM40 138H42V136H40ZM96 138V137H95ZM171 138H176L177 143H191L188 148L190 149H183L182 147H177L175 148L173 145V143L171 142ZM168 143L166 144L164 138L156 140V138L154 139L155 141H151L149 144H146V148L148 146L147 149H150L151 154L150 155H146L147 159L149 160L150 164L153 166V168L157 171L161 170L163 175H166L168 178V181H170L172 183V186L175 187L178 190L179 194H184V191L187 195H190L194 198L193 202L195 205L194 208V212L190 211L192 214L194 213V215L197 213L198 214V220H196L197 218L194 217V215H190L189 213V220H191L190 217L194 218L197 223L196 226H193L194 232L199 233L200 231H202L203 233L198 234L196 236V239L198 237L197 241V246L205 244L208 248L207 254L204 252H198L199 255L208 258L211 261V254L213 252L212 249H210V247H212V244H214L215 242V237L216 234H220V232L224 233V236L221 235L222 237L226 238L225 240H222V248L221 250H219V257H222V260L225 261L224 258H229L232 257V259H234V264H264V213L260 215H257L255 213V211L249 206L250 209V213L248 214L246 211L242 210L240 211L238 214L235 213L234 215L237 214L236 217H238V220L236 221L235 216L233 218L232 213L234 212L232 209V213L229 214V216L231 218H233V222L235 220L236 222V226L233 227V225L231 223H229V225L227 226L225 222H230L224 220H220V222H218V219H222L220 217H222V215L224 213H217L215 212L216 210H214V203L216 201V204L219 203V205H222L218 200H215V192H217L218 190H220L218 196H221V189H223V176L220 177L221 180L218 181V179L215 176V173L219 170L218 169V160L219 158L216 157V159L214 157H212V153L210 154L211 149L208 147H206V141L205 140H196V141H189V138L185 135L182 134L181 137L177 138V135L172 136ZM203 138V137H202ZM210 138V137H209ZM243 138V137H242ZM22 139V138H21ZM26 139V138H25ZM94 139V138H93ZM92 139V140H93ZM205 139V138H204ZM208 139V137H207ZM249 138H247L246 140H248ZM43 140V139H42ZM95 140V139H94ZM139 140V138L137 139ZM145 140V139H144ZM147 140V139H146ZM195 140V139H194ZM51 141V140H49ZM97 141V140H96ZM134 141V140H133ZM212 141V140H211ZM252 141V140H251ZM261 141V140H260ZM89 142V141H88ZM92 142V141H91ZM90 142V143H91ZM99 142V141H98ZM97 142V143H98ZM138 142V141H137ZM140 142V141H139ZM138 142V143H139ZM142 142V141H141ZM214 142V141H212ZM232 142V141H231ZM23 143V142H22ZM21 143V144H22ZM38 143V142H37ZM117 143V142H116ZM144 143V142H143ZM237 141L234 142V144H236ZM257 143V142H256ZM262 143V142H260ZM10 144V145H9ZM24 144V143H23ZM28 144V142H27ZM32 144V143H31ZM89 144V143H88ZM140 144V143H139ZM213 144V143H212ZM239 143L238 142V147H239ZM247 144V143H246ZM253 144V143H252ZM36 145V142H35ZM44 145V144H43ZM42 145V146H43ZM46 145V144H45ZM135 145V144H134ZM1 146V147H2ZM28 146V145H27ZM30 146V145H29ZM53 146V145H52ZM113 146V145H112ZM137 146V145H136ZM145 146V144H144ZM215 146V143H214ZM230 146V145H226ZM235 146V145H233ZM245 146V145H244ZM250 146V144H249ZM0 147V148H1ZM16 147V146H15ZM21 147V146H20ZM23 147V146H22ZM32 147V146H31ZM33 147H35L33 145ZM72 147V148H73ZM109 147V146H108ZM121 147V146H120ZM135 147V146H134ZM29 148V147H28ZM83 148V147H82ZM87 148V147H86ZM89 148V146H88ZM123 148V147H122ZM228 148H231L228 147ZM243 148V147H242ZM251 148V147H250ZM21 149V148H20ZM36 149V148H35ZM227 149V148H226ZM232 149V148H231ZM245 149V148H244ZM252 149V148H251ZM256 149V148H255ZM9 150V151H10ZM59 151V149H57ZM74 149L71 151L73 152V155H80L79 153L82 152H76ZM80 150V149H79ZM84 150V148H83ZM86 150V149H85ZM84 150V151H85ZM124 150V149H122ZM214 150V149H213ZM212 150V151H213ZM235 150V149H234ZM233 150V151H234ZM254 150V149H253ZM252 150V151H253ZM2 151V149L0 150ZM10 151V152H11ZM22 151V150H21ZM24 151V150H23ZM44 151V150H43ZM54 151V150H53ZM66 151V152H67ZM70 151V152H71ZM94 151V150H93ZM109 151V150H108ZM117 151V150H116ZM145 151V150H144ZM236 151V150H235ZM244 151V150H243ZM4 152V151H3ZM30 152V150H29ZM27 152V153H29ZM37 152V151H36ZM57 152V151H56ZM119 152V151H118ZM141 152V151H140ZM215 152V150H214ZM226 152V151H224ZM239 152V151H238ZM254 152V151H253ZM1 154H3L2 152H0ZM9 153V152H8ZM12 153V152H11ZM10 153V154H11ZM17 152H15L16 154ZM26 153V154H27ZM44 153V152H43ZM63 153V152H62ZM95 153V152H94ZM145 153V152H144ZM217 153V152H216ZM227 153V152H226ZM224 153V154H226ZM240 153V152H239ZM238 153V154H239ZM245 154L247 153L246 151L244 152ZM25 154V155H26ZM38 154V153H37ZM35 153H30L27 154L28 158H32L33 160H38L40 157L39 155H37ZM59 154V153H58ZM61 154V153H60ZM70 154V153H69ZM85 154V153H84ZM82 154V155H84ZM88 154V153H86ZM97 154V153H96ZM113 154V153H112ZM117 154V153H116ZM133 154V153H131ZM223 154V153H222ZM223 154V155H224ZM235 154V152H234ZM248 154V153H247ZM246 154V155H247ZM21 155V154H20ZM89 155V154H88ZM87 155V157H88ZM130 154H128L127 156H129ZM222 155V156H223ZM227 155V154H226ZM241 155V154H239ZM245 155V156H246ZM249 155V154H248ZM7 156V155H5ZM16 156V155H15ZM55 156V155H54ZM58 156V155H57ZM68 156V155H67ZM134 156V155H133ZM2 157V156H0ZM25 157V156H24ZM26 157V158H27ZM45 157V156H44ZM59 157V156H58ZM70 157V156H69ZM68 157V158H69ZM81 157V155H80ZM101 157V156H100ZM220 157V154H219ZM241 157V156H240ZM56 158V157H55ZM55 158H54V162H55ZM72 158V157H71ZM78 158V157H77ZM86 158V157H85ZM85 158H78L79 160V164L83 163ZM97 158V157H96ZM109 158V157H108ZM133 158L132 155L129 156V159ZM242 158V157H241ZM23 159V157H22ZM25 159V158H24ZM31 159V160H32ZM44 159V158H43ZM47 159V158H46ZM98 159V158H97ZM96 159V160H97ZM128 159V158H127ZM215 159V160H214ZM222 159V158H221ZM228 159V158H227ZM227 159H223L227 162ZM233 159V158H232ZM236 159V158H235ZM17 160V158H16ZM28 160V159H27ZM40 160V159H39ZM57 160V159H56ZM95 160V162H96ZM110 160V159H109ZM134 160V159H132ZM229 160V159H228ZM234 160V159H233ZM249 159H247L246 156V163H250L253 162V159L250 161H247ZM3 161H7L6 158L3 159ZM18 161V160H17ZM24 161V160H23ZM41 161V160H40ZM53 161V160H52ZM63 161V160H58V162ZM69 161V160H68ZM67 161V162H68ZM230 161V160H229ZM20 162V160H19ZM33 162V161H32ZM41 162H45V161H41ZM51 162V161H50ZM53 162V163H54ZM224 165H225V163ZM242 162V160H241ZM2 163V162H0ZM26 164V162H23ZM39 163V161H38ZM45 162V166H46ZM49 163V161H48ZM57 163V162H56ZM55 163V165L57 166V164ZM78 163V162H77ZM102 163V162H101ZM220 163V161H219ZM229 164L231 162H228ZM244 164V162H242ZM254 163V162H253ZM252 163V164H253ZM22 164V163H21ZM34 164V163H33ZM51 164V163H50ZM60 164V163H59ZM63 164V162H62ZM67 164V163H66ZM71 164V163H69ZM84 164V163H83ZM227 164V163H226ZM234 164V163H233ZM19 165V164H18ZM73 165V164H72ZM85 165V164H84ZM170 165V166H169ZM223 165V166H224ZM235 165V164H234ZM233 165V166H234ZM246 165V164H245ZM254 165V164H253ZM23 166V165H20ZM25 166V165H24ZM38 166V165H37ZM36 166V167H37ZM49 166V165H47ZM64 166V165H63ZM67 166V165H66ZM71 166V165H70ZM82 166V165H81ZM169 166V168H168ZM221 166L223 169L224 167ZM231 164V167H233ZM236 166V165H235ZM238 166V165H237ZM236 167H233L232 170H234ZM247 166V165H246ZM242 167L244 169H246L245 167ZM28 167V166H27ZM41 167V166H40ZM50 167V166H49ZM55 167V166H54ZM53 167V168H54ZM61 167V165L59 166ZM73 167V166H72ZM71 169H74L72 168ZM226 167V165H225ZM18 168V166H17ZM25 168V167H24ZM31 168V166H30ZM34 168V167H33ZM83 169V167H81ZM80 168V169H81ZM214 168V171L212 170ZM228 168V169H229ZM6 169L5 167H1V170ZM28 169V168H27ZM35 169V168H34ZM48 169V168H47ZM51 170V168H49ZM66 169V167H65ZM78 169H79V165H78ZM227 169V170H228ZM251 169V168H249ZM255 169V168H254ZM253 169V170H254ZM16 170V168H15ZM20 170V169H19ZM31 170V169H30ZM45 170V169H44ZM44 170H39L37 169L36 171L41 172L42 174H40V177L47 182V174L46 176L43 175V171ZM53 170V169H52ZM55 170V169H54ZM221 170V169H220ZM226 170V169H225ZM231 170V172H232ZM247 170V169H246ZM252 170V169H251ZM249 170V171H251ZM22 171V170H21ZM26 171V170H25ZM33 172V169L31 170ZM34 171V172H36ZM61 171V170H59ZM170 174H168V172ZM237 171V170H236ZM248 171V170H247ZM260 171V170H259ZM3 172V171H2ZM14 172V171H13ZM12 172V173H13ZM24 172V171H23ZM46 172V171H45ZM49 172V171H48ZM66 172V171H65ZM68 172V171H67ZM74 173H76L77 171L74 170ZM227 172V171H226ZM230 172V171H229ZM229 172H227L229 174ZM234 172V171H233ZM232 172V173H233ZM242 172V170H241ZM263 172V171H262ZM17 173V172H16ZM19 173V172H18ZM54 173V171H53ZM58 173V172H57ZM56 173V174H57ZM62 173V172H61ZM81 173V172H79ZM83 173V172H82ZM219 173V172H218ZM221 173V172H220ZM244 174V172H242ZM251 173V172H250ZM256 173V172H255ZM3 174V173H2ZM258 174V173H257ZM256 174V175H257ZM54 175V174H52ZM58 175V174H57ZM56 175V176H57ZM235 175V174H234ZM232 175V176H234ZM263 175V174H262ZM8 176V175H7ZM18 176V175H17ZM61 176V175H59ZM77 177V174L74 175ZM220 176V175H219ZM226 176V175H225ZM228 176V175H227ZM231 176V175H230ZM4 177V182L5 184H7L8 187V196L11 195L13 191V187L12 185L17 188L19 191L21 190V197L23 199H26V202L24 204H19L16 205L14 202V205L12 203V201L9 203H3L4 200L2 199L0 201V220L1 222L5 221L4 219H7L6 217H8V219L10 220V225L11 223H15L17 220L19 224V226H21L23 224V232L25 233L24 235H22V239L21 242L15 243L14 247L12 248H8L9 253L7 252H3L0 255V260L2 262H0V264H75L78 260H80L81 258H84L86 256H88L89 254H91L94 251H98V250H114V251H118L120 252L123 256L124 259L126 261V264H150L153 263L155 264V260L157 261L158 259V264L161 262L160 259L162 260H166L167 258L170 257V253H168L169 256H165V251H166V244H165V239H167L166 236V232L164 230L165 225H167L168 221L165 220V214H163L162 212V208L160 206L159 203H155L154 201H149L151 199H139V201H135V207L134 209L129 207V210L131 211V215L126 216L127 211L125 214H123V212L120 214L119 216V223L114 225L113 223L118 221L116 220V216H118L116 214V212L114 213L116 216V219L112 218L111 216V212L109 213L108 211L104 212L102 210H99L95 207H93V209L89 208L90 210L88 211L87 217L88 219H90V223L91 225H93V227L95 226V230L97 227H101L99 228L100 230L97 231V235L96 238L94 239V241H84L82 244L80 243L79 245H76L75 247H71V242H65L62 243V245L59 246H54L53 244H51L50 240L49 241V234L48 232H46L44 229L41 230L39 228L40 224H36L33 223L31 225V223L29 224V217L34 214L33 213V205H35V198L33 197L34 195V191L35 189L29 190L27 191L26 189H22V185L21 183L17 182V181H13L14 183L12 184V179L9 180L7 179L6 176ZM72 177V176H71ZM83 177V176H82ZM237 177V176H235ZM238 177H239V173H238ZM261 177V176H260ZM51 178V177H50ZM54 178V176L52 177ZM70 178V177H69ZM249 178V177H248ZM263 178V177H262ZM1 179V178H0ZM59 179V178H58ZM65 179V178H64ZM136 179V178H135ZM171 179V180H170ZM217 179V180H215ZM233 179V178H232ZM260 179V178H259ZM2 180V179H1ZM51 180V179H49ZM53 180V179H52ZM57 180V179H56ZM72 180V179H71ZM167 180V179H165ZM223 180V181H222ZM238 180V182L240 181L239 179L236 178V181ZM241 183L243 182V179H241ZM250 180V179H249ZM65 181V180H64ZM82 181V180H81ZM259 184H262L261 182H259L258 180H256ZM264 181V180H263ZM262 181V182H263ZM35 182V181H34ZM50 182V181H49ZM54 183L55 182V178H54ZM233 182V181H232ZM247 182V181H246ZM251 182V181H250ZM52 181L50 182V184H41L39 187H43V186H51L50 189L52 188ZM75 183V182H74ZM225 183V182H224ZM234 183V182H233ZM240 183V182H239ZM241 183L239 185H241ZM249 183V182H248ZM247 183V184H248ZM4 184V185H5ZM64 184V183H62ZM236 184V183H235ZM238 184V183H237ZM243 184L246 185L245 181L243 182ZM65 185V184H64ZM81 184H79L80 186ZM85 185V184H84ZM171 185V184H170ZM244 185V186H245ZM255 185V184H254ZM264 185V184H263ZM30 186V185H29ZM54 186V184H53ZM68 186V185H65ZM127 186V185H126ZM171 186V187H172ZM217 186V189H216ZM230 186V185H229ZM235 186L234 184L232 185V187ZM247 186V185H246ZM249 186V185H248ZM247 186V187H248ZM260 186V185H259ZM1 187V185H0ZM3 187V186H2ZM1 187V190L3 189ZM57 187V186H55ZM61 186L57 187L60 188ZM77 187V186H75ZM90 188V186H88ZM93 187V186H92ZM129 187V186H128ZM241 189V186H238ZM88 188V189H89ZM132 188V187H131ZM231 188V187H230ZM252 188V187H251ZM261 188V187H260ZM6 189V188H5ZM50 189L47 188V191L49 192ZM53 189V188H52ZM56 189V188H55ZM62 189V188H61ZM64 189V186H63ZM62 189V192H63ZM82 189V188H81ZM128 189V188H127ZM133 189V188H132ZM175 189V190H176ZM235 189V188H234ZM232 189V190H234ZM4 190V189H3ZM2 190V191H3ZM67 191V189H65ZM86 190V189H85ZM94 190V189H93ZM131 191V189H129ZM140 190V189H139ZM239 190V189H238ZM244 190V189H243ZM248 190V189H247ZM252 190V189H249ZM258 190V189H257ZM61 191V190H60ZM69 191V190H68ZM73 191V190H72ZM75 191V190H74ZM235 191V190H234ZM234 191H231L232 193H234ZM246 191V189H245ZM1 192V191H0ZM71 192V189H70ZM82 192V191H81ZM123 192V190H122ZM145 192V191H144ZM6 193V192H5ZM54 193V192H52ZM64 193V192H63ZM68 193V192H67ZM128 193V192H127ZM126 193V194H127ZM133 193V192H132ZM177 193V194H178ZM225 191L223 192L224 195ZM248 193V192H247ZM256 193V192H254ZM259 193V192H258ZM261 193V192H260ZM259 193V195H260ZM264 193V192H263ZM49 194V193H48ZM61 194V193H59ZM58 194V195H59ZM87 194V192H86ZM227 194V193H226ZM225 194V195H226ZM243 194V193H242ZM3 195V194H1ZM44 195V194H43ZM51 195V194H50ZM53 195V194H52ZM81 195V194H80ZM90 195V194H89ZM130 195V194H129ZM135 195V194H134ZM139 195V194H138ZM233 195V194H232ZM240 195V194H236ZM256 195V194H254ZM13 196V195H12ZM10 196V197H12ZM47 196V194H46ZM62 196V195H61ZM132 196V195H131ZM147 196V195H145ZM229 196V194L227 195V197ZM231 196V195H230ZM235 196V194L233 195ZM241 196V195H240ZM4 197V196H2ZM88 197V196H87ZM101 197V196H100ZM99 197V199H100ZM139 197V196H138ZM174 197V196H173ZM186 197V196H184ZM188 197V196H187ZM223 197V196H221ZM247 197V196H246ZM14 198V197H13ZM89 198V197H88ZM128 198V197H127ZM131 198V197H130ZM149 198V197H148ZM260 198H264V195L262 197V193L260 195ZM5 199V198H4ZM9 199V198H6ZM19 199V198H18ZM79 199V198H78ZM182 199V198H180ZM219 199V198H218ZM44 200V199H43ZM42 200V201H43ZM46 200V199H45ZM81 200V199H79ZM78 200V201H79ZM84 200V199H83ZM82 200V201H83ZM121 200V199H120ZM128 200V199H127ZM133 200V199H132ZM137 200V199H136ZM220 200V199H219ZM248 200V199H247ZM247 200H245L247 202ZM8 201V200H7ZM10 201V200H9ZM51 202L53 201L50 200ZM49 201V202H50ZM71 201V200H70ZM87 200H85L86 202ZM93 201V199H92ZM98 201V200H97ZM123 201V200H122ZM130 201V200H129ZM178 201V200H177ZM183 201V200H182ZM223 201V200H222ZM68 202V201H67ZM81 202V201H80ZM95 202V201H94ZM117 202V201H115ZM127 202V201H126ZM184 202V201H183ZM231 202V201H230ZM258 202V201H256ZM48 203V202H46ZM84 203V202H83ZM122 203V202H121ZM223 203V202H222ZM225 203V202H224ZM223 203V204H224ZM244 203V202H243ZM263 203V202H261ZM39 204V203H38ZM57 204V203H56ZM101 204V203H99ZM98 204V205H99ZM112 204V203H111ZM124 204V203H123ZM132 204V203H131ZM215 204V206H217ZM233 204V202H232ZM260 204V201H259ZM13 205V206H11ZM50 205V204H48ZM53 205V204H52ZM64 205V204H63ZM115 205V204H114ZM117 205V204H116ZM126 205V204H125ZM133 205V204H132ZM133 205V206H134ZM187 205V204H186ZM193 205V204H192ZM225 205V204H224ZM235 205V204H233ZM262 205V204H261ZM37 206V205H36ZM54 206V205H53ZM88 206V205H86ZM122 207H125L124 205H119ZM189 206V205H188ZM227 206V205H226ZM260 206V205H259ZM264 206V205H263ZM38 207V206H37ZM50 207V206H49ZM52 207V206H51ZM56 207V206H55ZM100 207V206H99ZM98 207V208H99ZM190 207V206H189ZM223 207V206H222ZM262 207V206H261ZM4 208H6L7 210L11 209L12 211L6 212V210H4ZM54 208V207H53ZM70 208V207H69ZM78 208V207H77ZM87 208V207H86ZM188 208V207H187ZM217 208V207H216ZM220 208V206H218V209ZM229 208V207H227ZM238 208V207H237ZM263 208V207H262ZM261 208V209H262ZM49 209V208H48ZM114 209V208H113ZM118 209V208H117ZM127 209V208H126ZM125 209V210H126ZM185 209V208H184ZM195 209L197 210V212L195 213ZM224 209V210H223ZM60 210V209H59ZM124 209L121 208V211H123ZM221 210L225 211V208H221ZM248 210V209H247ZM257 210V209H256ZM264 210V209H262ZM259 210V211H262ZM56 211V210H55ZM54 211V212H55ZM114 212V210H111ZM221 211V212H223ZM228 211V210H227ZM58 212V211H57ZM231 212V211H229ZM229 212H226L227 215ZM40 213V212H39ZM86 213V212H84ZM120 213V212H119ZM179 213V212H178ZM182 213V212H181ZM38 214V212H37ZM60 214V212H59ZM184 214V213H182ZM222 214V215H221ZM85 215V214H84ZM179 215V214H178ZM185 218H186V214ZM226 215V214H224ZM38 216V215H37ZM91 216V218H90ZM32 217V216H31ZM60 217V216H59ZM181 217V216H180ZM36 218V217H35ZM223 218H226L228 220V216H223ZM87 219V221H88ZM182 220L184 218H181ZM230 219V218H229ZM33 220V219H32ZM35 220V219H34ZM188 221L187 219H184V221ZM232 222V221H231ZM232 222V223H233ZM4 224L6 222H3ZM186 223V222H185ZM194 223V222H193ZM222 223L224 226L226 225V229H221L223 228V225H219V228H216V225ZM14 224V225H16ZM194 224V225H195ZM235 225V224H234ZM2 226V223L1 225ZM6 226V225H4ZM12 226V225H11ZM18 226V227H19ZM82 226V225H81ZM192 226V225H191ZM9 227V226H8ZM17 227V226H16ZM92 227V226H91ZM110 227H116L115 231L114 229H110ZM228 227V228H227ZM5 228V227H4ZM22 227H20L21 229ZM71 228V227H70ZM69 228V229H70ZM76 228V227H75ZM88 228V227H87ZM16 230V228H14ZM74 229V228H71ZM77 229V228H76ZM227 229H232V232L236 231L235 233L232 234H228L226 233L225 230ZM5 230V229H4ZM82 230V229H81ZM94 230V229H93ZM18 231V230H17ZM20 231V230H19ZM18 231V232H19ZM71 231V230H69ZM85 231H87V229H85ZM3 232V229L2 231ZM0 232V233H1ZM5 232V231H4ZM17 232V236H14L15 238H18V236L21 238L20 235H18ZM21 232V231H20ZM88 232H92V231H88ZM8 235V232H5ZM11 234V232H9ZM13 233V232H12ZM4 235V233H2ZM22 234V232H21ZM74 234V233H73ZM78 234V233H77ZM1 235V236H3ZM7 235H5L7 237ZM12 235V234H11ZM84 235V234H83ZM87 235V232H86ZM89 236H93L89 234ZM87 236V237H89ZM84 237V236H83ZM179 237V236H178ZM4 237H2L1 239L3 240ZM14 238V239H15ZM91 238V237H90ZM93 238V237H92ZM221 238V237H220ZM13 239V237H12ZM24 239V242H22V240ZM82 239V238H81ZM89 239V238H88ZM218 240V235L217 238ZM223 239V238H222ZM11 240V239H10ZM77 240V239H75ZM221 240V239H220ZM7 241V240H6ZM219 241V240H218ZM217 241V242H218ZM5 242V240H4ZM74 242V241H73ZM216 242V243H217ZM77 244V243H76ZM220 244V243H219ZM203 245V246H205ZM218 245V244H217ZM216 245V246H217ZM199 246L197 248H199ZM202 248V247H201ZM174 255L172 254V256H179L180 255V249L179 247H173L172 248ZM198 251V250H197ZM202 251V250H201ZM172 252V251H171ZM211 252V254H210ZM217 256V253H216ZM215 257V255H214ZM218 257V258H219ZM171 258V257H170ZM155 259V260H154ZM227 260V259H226ZM231 260V259H230ZM167 261V260H166ZM170 261V260H168ZM228 261V260H227ZM225 261V263L230 264L229 262ZM172 262V261H171ZM184 262V261H183ZM199 262V261H198ZM177 263H179L177 261ZM162 264V263H161ZM164 264H168V263H164ZM175 264V263H174ZM184 264V263H183ZM207 264V261L204 263ZM211 264V263H209ZM233 264V263H232Z\"/></svg>", "mask_w": 264, "mask_h": 264}]
</instances>
